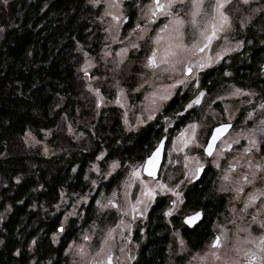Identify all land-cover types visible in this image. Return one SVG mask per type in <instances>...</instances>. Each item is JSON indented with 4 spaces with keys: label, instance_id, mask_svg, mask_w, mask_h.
Masks as SVG:
<instances>
[{
    "label": "rangeland",
    "instance_id": "374dc122",
    "mask_svg": "<svg viewBox=\"0 0 264 264\" xmlns=\"http://www.w3.org/2000/svg\"><path fill=\"white\" fill-rule=\"evenodd\" d=\"M89 2L99 9L95 20L101 26L102 39L100 50L96 54L81 51L80 71L84 86L81 93L82 104L77 108L78 117L73 121L64 115L54 130H42L40 135L28 131L23 137L24 143L28 149L39 150L46 156L59 155L69 149L90 147L87 128L84 129L82 126L86 127L92 119L98 118L103 109L116 107L126 132L135 133L142 126L158 118L157 126L162 129V137L166 138V145L164 161L156 177L147 176L142 169L138 177L131 175L134 168L140 167L145 158L125 157L124 161L118 157L107 159L105 157L108 152L105 148L96 154L95 160L87 169V174L94 177L91 179L93 193L103 183L101 180L109 182L113 176L116 180L100 188L95 202L97 217L82 228L78 237L70 241L67 248L68 264H94L108 253L111 254V264H132L138 258L140 246L147 239L146 221L158 197L166 198L168 205L165 211L173 207L171 201H177L172 214L165 216V221L172 227L170 235L176 240V236L181 232L174 227L173 216L177 215L185 205L183 188L192 183L190 176L197 162L200 165H213L216 170L213 187L227 196L226 211L220 216L221 221L216 228L219 229V234L223 229L227 236L233 237L229 239L231 242H225L222 248L218 249L221 257L219 261H214L208 255L211 246L201 252L193 253L188 261H191V264H223V259L227 255L236 260L237 264H245L246 257L243 252L254 251L247 241L252 237L259 240L260 235L264 233V228L260 227L262 217L258 216L256 223H252L251 220L256 209L264 203V195H262L264 180L257 179L253 184L248 185L243 184L240 179L244 173H248L249 179H252L251 173L255 169H250L247 161L264 163V131H261L264 128L262 124L264 108L257 107L264 104V99L256 88L242 86L229 79L223 81L213 92H209L202 87V73L242 48L244 39L237 35V30H243L255 17L264 12V0H249L247 4L242 0H231L224 9L230 18L231 27L220 33L206 48H203L200 37L190 23V0H184L182 5L177 4L174 7L175 13L185 21L180 36L171 33V29L160 31L169 23L170 18L167 16L158 15L153 20H146L145 6L150 5L151 0L138 1L136 13L132 18L128 15L125 0H122L119 7H112L108 0H99L97 3L89 0ZM214 3L215 0H204L202 14L198 17L201 27L211 16ZM107 12L127 15L129 19L121 22L113 21L111 16L106 15ZM242 23L243 27H241ZM136 24H140L141 27L135 28ZM133 29L135 32L130 36L129 32ZM3 33L4 28L0 26V41ZM170 35L173 44L178 42L188 49L184 61L193 69L192 72L185 74L182 64L175 65V70H172L168 65L160 63L163 50L169 45ZM113 36L115 39L112 38ZM140 36L143 38L138 39ZM237 41L241 42L240 47H237ZM133 43L139 47L133 49L131 47ZM197 44L203 48L202 52L194 50ZM125 48L127 51L121 52V49ZM153 49H156L157 64L148 67L147 57L152 55ZM86 61L90 66H86ZM226 61L228 62V59ZM199 62H204L207 66L197 69ZM227 73L229 75L225 76L230 77L232 71ZM261 76L264 79V63ZM178 80H182L183 83H177ZM237 88L241 89L242 94L233 96L231 93ZM200 91L204 92L200 103L188 108L187 105ZM184 92L190 95L185 108L174 115L165 114V108L170 100L177 93ZM191 109H196L197 116L180 128H176L178 116ZM249 113L252 115L249 116ZM149 116L152 118L148 119ZM223 122H232L233 128L212 155L208 156L203 150L209 138L208 133L213 125ZM193 123L196 124L194 134L189 128ZM182 131L186 137H192L187 144L181 143ZM54 133L60 137L57 136L51 141ZM250 138L257 140L256 147L251 146ZM158 142L159 140L155 141V146ZM231 144V149H228ZM151 150L153 149H149V154ZM185 157H188L187 162ZM230 165L235 167L230 168ZM119 172L120 176L117 174ZM185 172L188 176L184 175ZM225 176L228 178L224 179ZM258 176L264 177V172H259ZM141 181L144 183L141 184ZM157 181L164 184L166 189L173 191H161ZM4 184L5 179L0 174V189ZM237 186L243 187V191L239 194L233 191ZM146 187L155 191V195L151 198L145 194ZM174 192L180 194L179 198L173 194ZM90 193L86 192L75 197L69 196L66 192L62 193L59 205L63 206L64 213L60 229L54 234L56 240L61 237L64 226L70 218L79 212L82 213V207L89 200ZM249 193L256 194L257 202L250 206L246 213H241L238 209L242 207ZM237 195L239 199H236ZM138 199L139 203H137ZM4 211L0 209V222L5 216ZM137 212L141 214L137 215ZM234 236L240 237L239 241ZM237 249L242 251L238 252ZM181 250L183 248L178 252ZM174 252L176 251L168 248L165 264H177L172 258ZM206 255V260L201 259ZM105 264H108L107 260Z\"/></svg>",
    "mask_w": 264,
    "mask_h": 264
},
{
    "label": "trees",
    "instance_id": "16d2710c",
    "mask_svg": "<svg viewBox=\"0 0 264 264\" xmlns=\"http://www.w3.org/2000/svg\"><path fill=\"white\" fill-rule=\"evenodd\" d=\"M98 13L89 0H0V26L4 28L0 41V174L5 179L0 189V209L5 210L0 222V264H68L70 241L97 217L95 202L100 188L116 180L114 176L109 182L101 180L93 193L94 177L87 169L96 154L105 148L107 159H144L155 141L162 138L158 118L135 133L126 132L119 110L109 107L82 126L87 128L90 147L46 156L29 150L24 143L28 131L40 135L42 130H54L64 115L73 121L78 117L84 86L81 51L96 54L100 50L102 29L95 20ZM237 35L244 39L242 48L204 71L202 87L213 92L229 79L256 88L264 99V12L243 30L238 29ZM228 71H232L230 77L225 76ZM189 97L188 92L177 93L165 114L183 110ZM196 116V109L181 114L175 127ZM57 136L54 133L51 141ZM215 178L216 170L207 167L200 180L188 185L192 188L187 193L189 203L205 209L203 220L192 232L195 244L224 211L222 199L204 201L209 191L214 194L211 187ZM63 192L71 197L91 193L82 213L70 218L56 240L54 234L64 213L59 205ZM167 205L165 197L156 199L146 221L147 239L132 264L166 263L172 228L165 221Z\"/></svg>",
    "mask_w": 264,
    "mask_h": 264
},
{
    "label": "snow or ice",
    "instance_id": "6c2138e0",
    "mask_svg": "<svg viewBox=\"0 0 264 264\" xmlns=\"http://www.w3.org/2000/svg\"><path fill=\"white\" fill-rule=\"evenodd\" d=\"M99 0H93V3H97ZM122 2V0H108V3L112 7H119V4ZM231 2V0H215L214 5L212 6V14L211 16L203 22V27L200 26L198 17L202 14V6L204 4V0H190L191 10H190V23L193 26V28L196 30L198 36L200 37L201 42L203 43V48L208 47L211 42L222 32L229 29L231 27V24L229 23V16L224 11L226 5H228ZM244 4H247L249 0H242ZM184 0H151L150 5H146V11H145V18L146 20H153L158 15L160 16H167L169 17V23L165 24L163 28L160 31H164L165 29H171V33H175L176 36H180L181 28L184 25L185 21L175 13L174 7L177 4H183ZM206 15V13H203ZM106 15H109L112 17L113 21H127L129 19V16L127 15H115L112 12H107ZM118 27V24L116 25ZM140 24H136L135 28H140ZM241 27H243V23L241 24ZM135 32V29L129 32V35L131 36ZM115 39V37H112ZM143 36L138 37V39H142ZM251 43V42H249ZM237 47L241 46V42H236ZM131 47L133 49L138 48L139 46L135 43L131 44ZM203 48L200 47L199 44L195 46V51H203ZM232 49H229L231 51ZM127 49H121V52H126ZM188 54V49H186L182 44L175 43L173 44L171 42V35L169 40V45L163 50V53L160 57V63L168 65L169 68L172 70H175V65L182 64L183 66V72L189 73L192 72L193 69L188 66V63L184 61V57ZM87 55V54H85ZM147 66L148 67H154L157 64V57H156V49H153L152 55H149L147 57ZM86 66L88 65V62H85ZM207 64L204 62H199L197 64V69L206 67ZM85 75H87V72L85 71ZM225 75H229L227 72ZM177 83H183L182 80H178ZM233 96H239L242 94L241 89L237 88L232 93ZM204 95L203 91H200L196 97L191 100V102L187 105L188 108H191L193 104H199L201 97ZM166 99L167 97H163ZM99 102V101H98ZM257 107L264 108V104L258 105ZM252 113H249V116H251ZM152 117L149 116L148 119H151ZM262 124H264V121H262ZM189 128L192 130L193 134L195 133L196 124L189 125ZM229 128V124H220L218 127L211 130V137L207 141V146L204 147V152L211 156L212 155V148L214 142L219 138V136L225 132ZM261 131H264V128L261 129ZM180 139L182 144H187L190 142L192 137H186L185 133L182 131L180 133ZM250 144L252 147L257 146V140L255 138H250ZM165 141L163 138L159 140L157 145L153 150H151L150 154H148L144 160V162L140 165L138 168H134L131 175L133 177H138L140 175L141 169L148 174L149 177H154L156 175V167L159 164L160 161V154L162 151V148L164 147ZM246 151H248L246 149ZM99 159V157H98ZM185 161H188V157H185ZM248 167L250 169H255L251 173L252 179H249L248 173H244L243 176L240 178L243 184L251 185L253 184L257 179L264 180V177H259V172H264V163H253L251 160L247 161ZM187 167V164L185 165ZM235 165H230V168H234ZM203 165H200L197 162V166L194 168V170L191 173L190 179L196 180L197 177L200 175L202 171ZM185 176H188V173H184ZM228 177L225 176L224 179H227ZM144 182L141 181V184ZM157 186L161 189V191H173L172 189H166L164 184L159 183V181L156 182ZM179 186V185H178ZM224 191H227V189H223ZM237 194H239L241 191H243L242 186H237L235 189H233ZM145 194L151 198L155 195V191L150 188H145ZM174 195H176L179 198V193L174 192ZM264 195V193H262ZM236 199H239V196L237 195ZM257 202V196L255 193H249L248 197L244 200L242 207L238 209L241 213H246L248 208L252 205H254ZM111 204V201H109ZM137 203H139V199L137 200ZM172 208H169L167 211H165L164 215L169 216L172 214V211L174 210L177 201L173 200L171 201ZM147 207V205H145ZM133 211L136 212V209L133 208ZM236 211V209H234ZM140 212H137V215H140ZM201 211H195L190 215H186L184 217V222L191 226L194 225L198 220L202 217ZM262 217L260 220V227L264 228V203L260 204V206L256 209V213L251 217L252 223L257 222V217ZM243 218V217H241ZM247 231V229H245ZM87 239V237H85ZM227 240V233L225 230L221 229V234L214 237L212 241V246L210 248V252L208 255L211 256V258L214 261H219L221 257L218 254V249H220ZM255 240V237L253 238ZM257 251H244L243 255L246 257L245 264H251V262H255V264H264V233H262L259 237V243L256 245ZM238 251H242L240 249H237ZM201 259H207V255L205 257H202ZM107 260L108 264H111V254L108 253L105 257L100 258L94 262V264H105V261ZM223 264H237V261L232 259L229 256H225L223 259Z\"/></svg>",
    "mask_w": 264,
    "mask_h": 264
},
{
    "label": "flooded vegetation",
    "instance_id": "af4514ba",
    "mask_svg": "<svg viewBox=\"0 0 264 264\" xmlns=\"http://www.w3.org/2000/svg\"><path fill=\"white\" fill-rule=\"evenodd\" d=\"M138 1L140 2L141 0H125L126 6H127L128 15H130L131 18L136 13V11H135L136 8H137L136 3ZM214 126L215 125H213L211 129H213ZM232 128H233V126H232ZM211 129H210V132L208 133V137H210V135H211ZM226 135L219 139V141L217 142L216 148L225 139ZM162 138H164V137H162ZM164 139L166 141V138H164ZM231 147H232V144L228 146V149H231ZM216 148H215V150H216ZM203 167H204V169L201 172V174L197 177V179L194 180V181L192 180L193 183L197 182L198 180H200L202 178V176H203L204 172L206 171L207 167H211V168L213 167L214 168L213 165H203ZM191 190H192V188H190L188 186L183 188V194H184V197H185V200H184L185 201V205H184V207H182V210L179 211V213L177 215L173 216V221H174V225H175L174 227L179 229L181 234L179 236H176V240L172 236H170L171 242L167 245V247L171 248L172 251L173 250L176 251V252L173 253L174 256L172 255V258H174V261L177 264H191V261H188V260H189L190 256L193 253L201 252V251L205 250L206 248H208L209 246H212V241H213L214 237L217 236V235H220L219 234V229H217L216 226H217L218 222L221 221V217L220 216L223 213H225L226 206H227V196L224 193L218 192L217 190H215L214 187H211V190L214 191V194L212 195V192L210 193V191H209V193H207V195L204 197V201L206 202V201H209L211 199L210 202H213V200H217V199L221 200L222 199V201L225 202V205H224V208H223L224 211L222 210L223 212H221L220 214L218 213L219 215H217L214 218V220H212V223L210 225V228L208 229L207 235L204 238H202L201 240L197 241V244H195L194 243L195 237L192 234V232L198 227L200 222L203 220L205 209L203 208V205L202 206H196L195 204L193 205V204L189 203V197H188L187 193H189ZM211 195L213 196V199H212ZM214 197H216V199ZM195 211H201L203 215H202L201 219L198 220L194 225L189 226V225H187L184 222V217L186 215L192 214ZM187 232H190V234L188 235ZM232 237L233 236H227L226 242H231L229 239L232 238ZM234 237L237 240L240 239V237H238V236H234ZM172 238H173V240H172ZM179 238H181V240H179ZM240 242H242V241L240 240ZM247 242L249 243L251 249H253L254 251H257L255 245L257 243H259V240H253V237H252ZM180 248H183V250L178 252V250ZM167 251H168V249H167ZM251 263H255V262L253 261Z\"/></svg>",
    "mask_w": 264,
    "mask_h": 264
},
{
    "label": "water",
    "instance_id": "95a60500",
    "mask_svg": "<svg viewBox=\"0 0 264 264\" xmlns=\"http://www.w3.org/2000/svg\"><path fill=\"white\" fill-rule=\"evenodd\" d=\"M190 73V72H189ZM220 124H229V128L225 131V132H223L220 136H219V138L214 142V144H213V148H212V153L214 152V150H215V148H216V145H217V142L219 141V139L220 138H222L223 136H225L231 129H232V126H233V123L232 122H223V123H219V124H217V125H215L214 127H213V129L214 128H216V127H218ZM210 137H211V135H210ZM209 137V138H210ZM208 138V139H209ZM164 139V138H163ZM164 141H165V139H164ZM208 141V140H207ZM165 145H166V141H165V144H164V147L162 148V151H161V154H160V161H159V164L157 165V167H156V169H155V171H156V175L154 176V177H156V176H158V173H159V171H160V168H161V165H162V163H163V161H164V153H165ZM206 146H207V143H206ZM205 146V147H206ZM209 156V155H208ZM203 169H204V167L202 168V171H203ZM201 171V172H202ZM147 176H148V174L146 173V172H144ZM201 174V173H200Z\"/></svg>",
    "mask_w": 264,
    "mask_h": 264
}]
</instances>
